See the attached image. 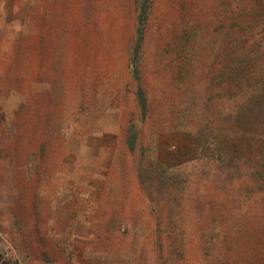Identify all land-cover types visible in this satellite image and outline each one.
<instances>
[{"label": "rangeland", "instance_id": "1", "mask_svg": "<svg viewBox=\"0 0 264 264\" xmlns=\"http://www.w3.org/2000/svg\"><path fill=\"white\" fill-rule=\"evenodd\" d=\"M150 6L143 112L133 0H0V264H264V0Z\"/></svg>", "mask_w": 264, "mask_h": 264}, {"label": "trees", "instance_id": "2", "mask_svg": "<svg viewBox=\"0 0 264 264\" xmlns=\"http://www.w3.org/2000/svg\"><path fill=\"white\" fill-rule=\"evenodd\" d=\"M134 10H135V38L134 45L132 49V58L129 61V73L131 80L137 84V90L135 92V98L139 101V105L143 112H145L144 104V92L140 85V76H139V54L141 50L144 26L146 24L148 14L150 11L151 0H133ZM135 138L136 133L132 135L131 138L127 140V146L130 152L134 151L135 147Z\"/></svg>", "mask_w": 264, "mask_h": 264}]
</instances>
